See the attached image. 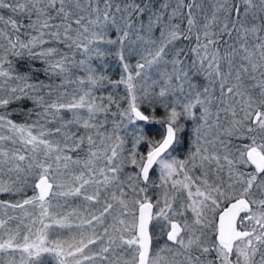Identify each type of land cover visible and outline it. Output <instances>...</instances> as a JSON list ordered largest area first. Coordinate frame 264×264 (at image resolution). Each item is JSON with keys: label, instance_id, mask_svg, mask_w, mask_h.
<instances>
[{"label": "snow or ice", "instance_id": "snow-or-ice-1", "mask_svg": "<svg viewBox=\"0 0 264 264\" xmlns=\"http://www.w3.org/2000/svg\"><path fill=\"white\" fill-rule=\"evenodd\" d=\"M0 264H264V0H0Z\"/></svg>", "mask_w": 264, "mask_h": 264}]
</instances>
